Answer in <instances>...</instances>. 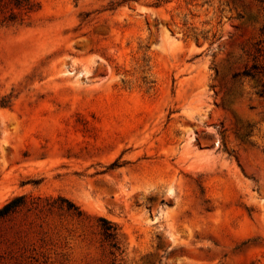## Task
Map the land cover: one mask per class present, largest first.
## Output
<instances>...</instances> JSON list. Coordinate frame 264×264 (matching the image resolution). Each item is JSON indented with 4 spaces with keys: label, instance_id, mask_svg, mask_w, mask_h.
I'll list each match as a JSON object with an SVG mask.
<instances>
[{
    "label": "rangeland",
    "instance_id": "374dc122",
    "mask_svg": "<svg viewBox=\"0 0 264 264\" xmlns=\"http://www.w3.org/2000/svg\"><path fill=\"white\" fill-rule=\"evenodd\" d=\"M263 88L264 0H0V264H264Z\"/></svg>",
    "mask_w": 264,
    "mask_h": 264
},
{
    "label": "trees",
    "instance_id": "16d2710c",
    "mask_svg": "<svg viewBox=\"0 0 264 264\" xmlns=\"http://www.w3.org/2000/svg\"><path fill=\"white\" fill-rule=\"evenodd\" d=\"M260 66L258 64H254L250 69L245 70L243 75L245 76H251L253 78H256L259 74H261ZM237 75H235L236 77ZM261 95L264 97V88L261 91ZM113 165H116L114 163ZM22 198H17L6 204L2 209H0V217H4L14 211L20 204ZM69 207H74V204L71 202H68ZM101 229L103 231V236L105 240L107 241H113L111 243L112 247H116L117 243L114 242V240L117 238L118 235V227L115 224H112L111 222L107 221L106 219H102Z\"/></svg>",
    "mask_w": 264,
    "mask_h": 264
}]
</instances>
